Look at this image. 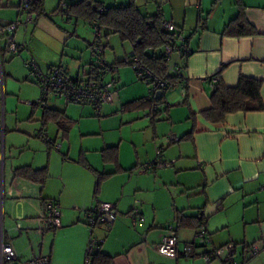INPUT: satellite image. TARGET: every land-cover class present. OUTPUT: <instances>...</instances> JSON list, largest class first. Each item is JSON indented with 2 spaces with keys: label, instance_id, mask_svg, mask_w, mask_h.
Instances as JSON below:
<instances>
[{
  "label": "crops",
  "instance_id": "0c3cea01",
  "mask_svg": "<svg viewBox=\"0 0 264 264\" xmlns=\"http://www.w3.org/2000/svg\"><path fill=\"white\" fill-rule=\"evenodd\" d=\"M136 2L143 13L158 12L164 20H170L182 29L189 48L183 69L184 79L167 89L164 100L159 103L160 115L152 123L150 116L145 115L150 112L149 109H121L124 103L147 97L149 92L145 95V90L136 82L129 81L125 71L118 69L113 101L105 103L116 106V109L107 107L104 112L116 111V116L123 118L134 111H142L143 116L150 120V128H142L136 121L131 125L137 127L138 135L148 137L150 154L156 149L153 158L157 155L167 166L141 171L142 164L150 160V154L146 152L144 155L135 150L133 158H126L121 149L124 138L94 148L95 156L83 155L82 151H89V148H80L70 160L61 159L58 153L52 152L54 147L49 148L47 142L38 136L40 131L49 132L48 126L42 124L44 105L28 104L41 107H29V113L21 108L22 98L16 101L12 97L15 94L7 93L8 80L4 77L2 82L3 72H0L3 226L7 213L18 222L8 230L4 229L5 237L17 258L23 262L47 255L51 264H84L90 234L84 223L85 212L100 202H111L116 205L115 222L109 227L96 225L94 234L103 238L100 252L109 256L113 264H203L199 255L171 257L159 250L169 223L177 225L181 216L193 222L198 215L205 221L211 244L197 248L196 254L233 242L236 243L233 259L238 264H264V188H261L264 184V109L229 113L220 123L209 122L201 114L211 105L210 93L220 70L218 77L227 86L236 85L241 75L261 80L260 95L264 100V0ZM17 4L10 3V8L6 10L10 14L6 15L7 18L0 17V23L18 17ZM240 10L258 34L223 35L225 25ZM29 27L30 24L20 27L14 33L15 40L24 43L26 49ZM72 31L74 37L82 40L72 41V53L78 55L57 60L37 59L41 69L60 64L71 76L88 73L89 65L93 63L89 47L94 33L79 26ZM64 36L62 34V39L67 38ZM51 46V43L46 44L47 48ZM46 51L48 53L50 49ZM105 56L104 50L107 64L124 59L118 58L115 52L113 60H107ZM82 63L85 65L82 66ZM6 75L11 79L23 77L11 67ZM18 93L29 95L22 87ZM53 99L58 101L56 109L73 120L64 139L69 137L72 129L79 130L86 117L95 112L91 105L67 104L56 97L48 98L47 107ZM54 130L57 132L55 126ZM191 130L190 137L182 138ZM169 134L181 139L167 143L164 137ZM57 135L62 137L59 133ZM134 135L132 132L130 143L134 141ZM108 146H117V165L105 161L103 157L102 150ZM159 146L162 150L157 154ZM108 165L113 168L109 169ZM22 166L33 169L47 166L48 177L41 184L15 176V168ZM150 171L155 173L149 174ZM98 173L111 174L101 180L95 192ZM49 200L56 201L61 212L60 225L53 230L45 218V203ZM134 204L143 216V220L136 224L131 222L128 214ZM177 234L180 247L195 242L196 229L192 226H180ZM12 240L19 242L16 245ZM252 244L258 246L254 255L248 251V246ZM220 263L223 264V261L220 260Z\"/></svg>",
  "mask_w": 264,
  "mask_h": 264
},
{
  "label": "trees",
  "instance_id": "16d2710c",
  "mask_svg": "<svg viewBox=\"0 0 264 264\" xmlns=\"http://www.w3.org/2000/svg\"><path fill=\"white\" fill-rule=\"evenodd\" d=\"M0 3H1V0H0ZM18 4H19V1H18ZM43 6H44V0H34L31 3V11L35 17H34L33 22L30 23V25H32L39 16H42L45 14ZM60 9H61V12L67 16H75L77 18H81L85 20L90 27H92L93 22H97L98 25L101 27V31L105 30V33H104L105 36H108L111 33H116L119 35L122 41H126L130 44L131 52L128 55V60L127 58H124L114 63L107 64L104 61V52H103L102 61L104 62L105 65L116 66L117 72H118L117 65L120 63H123V64L128 63L131 65L130 56L135 55L139 58V60L141 61L144 67L152 71L157 77L166 79L168 81V86L162 88L161 90L163 94L160 99H156L152 97L150 98L149 96L141 97V98H137V99L124 103L121 108L124 110H132L134 108L149 109L150 111L149 116H150L151 122L152 123L156 122L161 112L159 108V103H161L164 100L165 92L167 91V89L173 87L178 82L184 79V71H182L181 75L179 76L167 72V61H166L165 56L163 55V47L165 45L171 44L174 41V35L173 33H169L161 29V23L164 20L161 14L158 12L154 14L143 13L138 7L136 0H129L127 3L116 4V5H106L104 4V2L99 1V0H73L70 3H64L62 6H60ZM6 25L7 23H0V38H2V34H3L2 32H3V29L6 27ZM222 34L228 35V36H245V35H255V34H258V32L255 29V27L246 19L243 11L240 10L238 14L236 15V17L232 19L228 24L225 25V27L223 28ZM92 43L90 44V47H89L91 53H92V49H91ZM107 45H108L107 43L103 45L104 50ZM22 50L16 53H9L7 52L5 48V42H4V46L0 47V64L2 65L5 55L12 58L15 55H18L19 53H21ZM185 58L186 57L181 58V64L183 66V69L186 66ZM29 59H32V58H29ZM29 59H26L24 61V66L29 70L30 75H33L32 72L30 71V68L25 65V62ZM32 60L36 63V65L41 71H47L48 69H51L53 67H60V68H63L69 74L68 70L60 64L50 66L48 69L43 70L39 67L38 63L34 59ZM89 66L90 67L88 69V73L85 75H79L78 76L79 80H83L86 77L87 78L96 77L98 75L99 67L96 64L95 56L93 57V63L90 64ZM133 69L135 71L134 67ZM220 71L215 76L216 77L215 82L212 86V90L210 93L211 105L209 108L201 112L202 116L207 121L212 122V123H220L225 120V116L229 113H233L237 111H244V112L260 111L264 109V100H262L261 95H260V87L262 84L261 80L241 75L239 76L236 85L227 86L223 83L222 79L218 77V74H220ZM117 72L115 74L108 73L105 76V79L109 80L107 79V76L109 74H112L113 78L111 80L113 81V83H115ZM115 75L116 77H114ZM140 80L142 81V78H140ZM114 91H115V84L113 87V92ZM40 96H41V92H40ZM113 96H114V93H113ZM47 100L48 99H43L44 108H43L42 124L44 127H46L48 123L54 124L56 131H57L56 134L59 133L62 136V138H65L70 128L73 125V120L67 117L63 111H60L56 108L47 107L46 106ZM68 103H73V102H68ZM74 104H88V105H91L95 109L96 112H100L102 105L105 103H103L100 106L99 110L96 109V106L93 103L79 102V103H74ZM153 104L158 105V107L156 109H153ZM192 132L193 130L187 132V134H185L182 138L190 137ZM40 133H45L46 137L41 138ZM38 136L47 142L49 148L55 147L56 141L49 139V134L45 130L40 131ZM180 139L181 137H179L177 141H179ZM177 141H172V142H177ZM167 143H171V142H167ZM161 150H162V146H159V148L157 149V152H158L157 154H159ZM116 151H117V146H108L104 148L102 150V154H103L105 161H112L117 165ZM161 163H163L161 167L167 166L166 163L164 162H161ZM86 166L88 165L86 164ZM149 170H152V169H149ZM14 174L15 176L24 177L30 180L37 181L42 184L45 182V180L48 177V169H47V166H44L39 169H33L29 166H22V167L15 168ZM109 174L111 173H98V179L95 185V192L98 191L101 180L109 176ZM47 202L48 201H46V203ZM115 209H116V205H115ZM130 211L131 209L129 210V212ZM116 213H117V210H116ZM115 220L113 221V223L115 222ZM84 223L87 226L85 222V217H84ZM113 223L103 224V225L109 227ZM169 224H174V223H169ZM201 224L205 226V221L201 215H198L197 219H195L193 222H191L190 218L181 216L177 221V225L175 224L174 225L176 226V230L180 226H192L196 229V232H197V229L199 228ZM48 225H49V228L54 229L55 227L59 226L60 223L57 226H51L48 222ZM205 231H206V228H205ZM187 244L192 245L194 248V252L191 254V256L199 255L195 253L198 247L201 248L200 243L198 242L196 238V235H195V242H191ZM234 244L236 248V243ZM249 247L250 245L248 246V251H249ZM234 252L231 253L230 260L231 262L238 264L233 259ZM110 262H111V258L101 253L100 250L94 254L93 260H92V264H107Z\"/></svg>",
  "mask_w": 264,
  "mask_h": 264
},
{
  "label": "built area",
  "instance_id": "2783aa9c",
  "mask_svg": "<svg viewBox=\"0 0 264 264\" xmlns=\"http://www.w3.org/2000/svg\"><path fill=\"white\" fill-rule=\"evenodd\" d=\"M34 0H19L17 6L18 17L14 20L7 22L6 27L3 29L2 40L5 42V48L9 53H16L25 47L24 43H18L15 40V31L20 27H26L33 22L34 14L31 11V3ZM91 29L94 33V41L91 49L93 55L96 57V64L98 68V75L96 77L85 78L79 80L78 76H70L63 68L53 67L47 71H41L36 63L29 59L25 65L30 68L41 90V96L35 101H24L26 104H39L44 105L43 99L49 97L62 98L65 103L73 102H88L93 103L96 109L99 110L103 103H111L113 101V87L112 80H106L105 76L108 73L115 74L117 72L116 66H107L102 61V54L104 47L101 43L102 31L97 22L92 23ZM161 29L169 33H173L174 41L171 44L163 47V55L167 61V72L174 75H181L183 66L181 58L189 54L186 37L179 26L170 20H163ZM131 65L135 68L137 76L142 78V81L149 87V97L155 98V93L158 90L168 86L166 79L157 77L152 71L144 67L135 55L130 56ZM158 105L153 104V109ZM149 113H146L148 116ZM41 138H45V133H40ZM178 137L175 135H168L164 138L165 142L177 141ZM61 143L55 144L56 148H60ZM163 163L160 161L150 162L141 167V171L155 169L161 167ZM264 188V184L261 185ZM3 200L0 197V264H51L50 258L47 255L38 256L23 262L17 258L14 249L10 242L5 239L4 226H3ZM60 208L59 204L55 201H48L45 205V218L51 226H57L60 223ZM117 216L115 204L111 202H100L92 209L86 211L85 222L89 227V237L86 243L85 262L84 264H92L93 256L101 248L103 238L96 236L93 231L96 225L111 224ZM129 218L133 224L143 220L138 207L134 204L129 212ZM196 238L202 248L208 247L211 244V239L205 231V226L201 224L196 232ZM199 248V247H198ZM235 244L230 242L220 246L210 247V249L203 250L199 254L203 260V264H210L211 262L219 259L223 264H236L231 262V253L235 251ZM162 254L178 257L180 254L183 256H191L194 248L190 244H183L179 246V239L174 224H168L166 233L162 238L159 246ZM258 252V246L252 244L249 247L250 255ZM107 264H113L112 262Z\"/></svg>",
  "mask_w": 264,
  "mask_h": 264
},
{
  "label": "rangeland",
  "instance_id": "374dc122",
  "mask_svg": "<svg viewBox=\"0 0 264 264\" xmlns=\"http://www.w3.org/2000/svg\"><path fill=\"white\" fill-rule=\"evenodd\" d=\"M73 0H48L45 3L44 0V12L45 14L42 16H39L37 20L30 25V27L27 29V37L26 42L28 45L27 49H24L21 53L18 55H15L14 57L10 58L9 56L5 55L4 61L2 62L0 72L2 74V82L4 77L8 80L7 85V93L15 94V96H12L17 101L18 98L21 101V108H25L26 111H30V108L32 106L34 109L41 108L38 105H28L23 104L24 100L29 101H35L40 97V87L36 82V79L33 75H30L29 70L24 66V61L26 59H29L31 57L34 58L36 62L37 59H66V57H72L77 56V54L72 53V41H75L76 39L82 41L78 37H74L72 35L74 28L76 26L79 27H86L89 29V31L93 32L91 27L88 25V23L81 19L77 18L75 16H67L61 12L60 6H62L64 3H70ZM104 2L106 5H116V4H123L126 3L128 0H100ZM18 2V0H1V6H0V17L1 18H7L6 15H9L6 10L9 7L10 3ZM105 30L102 31V39L101 43L102 45L108 44L105 47L106 56L105 59L107 60H113V52L116 53V56L118 58H127L131 51V46L128 42L122 41L118 34L111 33L108 36L104 35ZM62 34L66 39H62ZM52 44L51 48H47L46 44ZM4 46V41L2 38H0V47ZM83 50L85 49V46L83 45ZM114 48V49H113ZM46 49H50V52L47 53ZM54 50V51H53ZM53 52V53H52ZM93 56V55H92ZM94 57V56H93ZM85 64L82 63V66ZM118 69H121L123 72L125 71L127 78H129V81H134L137 83L138 87H141L144 91V94H148V85L145 84L140 80V78L136 75L133 67L128 63H120L117 65ZM9 67L13 68L14 72L20 73L21 76L18 79H11L6 75V73L9 70ZM119 76V74L117 73ZM112 74H109L107 76V79L111 80L113 77ZM116 77V75L114 76ZM12 80L10 82V80ZM9 82L11 84H9ZM115 84V83H114ZM24 88L25 94L29 95H20L18 93L20 88ZM5 91V89H4ZM39 94V95H38ZM59 101H62L59 99ZM115 101L117 102V95L115 96ZM114 101V102H115ZM57 102L54 99L50 100L48 102V106L52 108H56ZM61 104V103H60ZM28 105V106H27ZM3 106V105H2ZM107 107H111L113 109H116V106H108L104 105L103 110L100 114V112H94L93 114L86 117V120L81 124L80 129L76 130L75 128L71 130L69 137L67 139H64L62 137H58L54 130V124L48 123V129L49 134H51V139H55V143H61L62 142V148L57 150L55 147L53 149V153H58L59 157L61 159L70 160L73 158L72 156H75L76 153L80 150V148L85 149L89 148V151H82L83 155L88 154L87 156H95L96 150L94 148H101L102 146H105V144H112L117 142L120 138H124V145L122 146V154L123 156L133 158L135 150L138 152H142L144 155L146 152L150 154V142L148 140V137H144L143 135L139 134L137 131L136 126H132V122L136 121L138 122V126L144 128L149 127L150 128V120L147 117L143 116L142 111H134L133 114H126L123 118L120 117V115L117 117V112L112 113H105L104 110ZM121 114V112H118ZM127 113V112H125ZM133 115V116H131ZM146 115V114H145ZM134 128L136 129L134 131ZM141 128V129H142ZM132 132L135 133L134 135V141L130 143V138ZM138 137V138H137ZM137 138V139H136ZM132 140V139H131ZM135 142V143H134ZM166 145V144H165ZM70 149V152L68 153V150ZM67 152V153H66ZM66 153V155H64ZM154 153H156V149L152 151V154L149 156V161L145 162L142 165H146L150 162L160 161L163 162L157 155L155 158H153ZM81 156L83 159L84 156ZM153 158V159H152ZM148 160V159H147ZM59 165V164H58ZM141 165V166H142ZM109 169H112V165H108ZM163 169V168H162ZM153 170V169H152ZM149 174H154V171L148 172ZM15 223L18 224L15 220H12V218L7 213L4 218V229L8 230L9 227L15 226ZM53 230V228H51ZM13 241V240H12ZM19 241H13V244H18ZM203 261V260H202ZM213 264H221L220 260L217 259L213 262Z\"/></svg>",
  "mask_w": 264,
  "mask_h": 264
},
{
  "label": "water",
  "instance_id": "95a60500",
  "mask_svg": "<svg viewBox=\"0 0 264 264\" xmlns=\"http://www.w3.org/2000/svg\"><path fill=\"white\" fill-rule=\"evenodd\" d=\"M162 91L161 90H158V91H156V93H155V98L156 99H160L161 97H162Z\"/></svg>",
  "mask_w": 264,
  "mask_h": 264
}]
</instances>
